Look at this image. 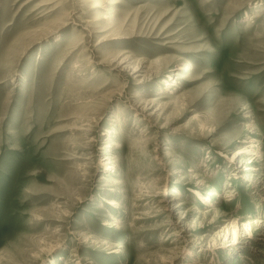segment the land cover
<instances>
[{
    "label": "rangeland",
    "instance_id": "1",
    "mask_svg": "<svg viewBox=\"0 0 264 264\" xmlns=\"http://www.w3.org/2000/svg\"><path fill=\"white\" fill-rule=\"evenodd\" d=\"M249 138L264 0H0V264H264Z\"/></svg>",
    "mask_w": 264,
    "mask_h": 264
},
{
    "label": "bare ground",
    "instance_id": "2",
    "mask_svg": "<svg viewBox=\"0 0 264 264\" xmlns=\"http://www.w3.org/2000/svg\"><path fill=\"white\" fill-rule=\"evenodd\" d=\"M119 2L118 1H116V2H113V3H111L110 5H112V6H115L116 4H118ZM121 63V65L123 64V63H125L123 60L120 62ZM125 68H126V66H124ZM123 67V68H124ZM252 137V136H251ZM255 139V138H254ZM247 144H249L248 146H246L245 148H243L242 150H249V151H253L254 150V155H256V154H258V153H260L261 152V154H262V149H264V148H261V146L258 144V145H256V143H258L257 142V140H253V139H248L247 140V142H246ZM263 146V145H262ZM242 150H239V151H236V152H234L233 153V156L231 157L232 158V160L233 159H235L238 155H239V153L240 152H242ZM246 152V151H245ZM259 156V155H258ZM261 158V157H260ZM252 159H255V156L252 158ZM231 160V161H232ZM249 162V161H248ZM245 163V162H244ZM243 167V166H242ZM246 168V167H245ZM250 171V170H249ZM254 172L256 173L257 171L256 170H254ZM252 173V174H255V173ZM251 174V173H250ZM251 174V175H252ZM263 188H264V185H263ZM263 191V190H262ZM181 192H178V195L180 194ZM228 193H231V191L230 192H228ZM181 195V194H180ZM227 197H229V195L228 196H225V198H227ZM174 201H179V197L176 195L174 198H172L171 200H170V205H168L169 207H168V209L169 210H173V203L172 202H174ZM168 203V202H167ZM178 205H184V203L181 201V202H179V204ZM176 208V207H175ZM194 209V208H193ZM177 213V212H176ZM171 214V213H170ZM181 222V221H180ZM259 223H261V222H259ZM258 222H257V224H259ZM188 226V225H187ZM186 226V227H187ZM242 226H244L245 227V229H246V231L248 232V231H250V224L248 223V224H243ZM116 229H121V227H120V225H118V224H116ZM187 229V228H186ZM185 233V232H184ZM182 237V236H181ZM262 245H264V244H262ZM53 247V246H52ZM182 248V247H181ZM260 249H262V248H260ZM254 250H256V251H258L259 253H263L264 251H263V249L262 250H257V247L256 248H254ZM193 252H191L190 254H192ZM185 264H190V263H185ZM202 264H203V262H202Z\"/></svg>",
    "mask_w": 264,
    "mask_h": 264
}]
</instances>
